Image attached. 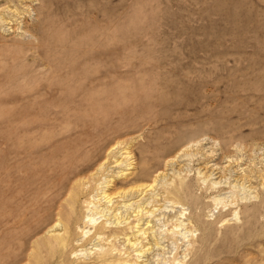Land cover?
<instances>
[{
    "label": "rangeland",
    "instance_id": "374dc122",
    "mask_svg": "<svg viewBox=\"0 0 264 264\" xmlns=\"http://www.w3.org/2000/svg\"><path fill=\"white\" fill-rule=\"evenodd\" d=\"M0 18V264L127 251L135 200L86 209L90 181L69 195L111 149V194L157 175L155 191L181 188L144 205L128 260L155 236L140 264H264V0H0ZM127 147L133 169H115ZM89 210L119 214L115 240L93 238ZM57 218L64 249L45 233Z\"/></svg>",
    "mask_w": 264,
    "mask_h": 264
},
{
    "label": "bare ground",
    "instance_id": "6f19581e",
    "mask_svg": "<svg viewBox=\"0 0 264 264\" xmlns=\"http://www.w3.org/2000/svg\"><path fill=\"white\" fill-rule=\"evenodd\" d=\"M115 145L117 147H119L121 145V143L117 142V143H115ZM115 145H114V147H115ZM186 147H188V146H186ZM185 149L188 150L187 148H185ZM113 150L114 149H111L108 152V155H110ZM186 150H185V152H186ZM119 152H122V153L120 154L118 159H120L121 156H124V158H122L121 161H118V159L113 161V164H115V169L117 167V169L119 170V169H121L120 167L123 164H125L126 168H128V169H126L127 171L132 170L133 169V167H131L132 166V161H131L132 157H131V152L128 151V147L124 148L123 150H120ZM177 154H180V151ZM108 155L106 156V159L104 161H102L98 165H96L97 166L96 169H94L93 173L88 177V179L84 178L83 180H76L75 183L72 185V187L69 188L70 189L69 195H71L70 196L71 197V202H72V199H73V201H74L73 203H76L74 199H76V197L81 195V194L83 195V191L85 189L87 190V188H88L87 187L89 185L88 181L95 182V184L93 185V189L96 188L95 191H97V194L95 196L93 194L92 197L87 198L83 202L86 209H88L90 206H92V208H93L95 206V204H94L95 202H96V204H99L100 201H102V200H104L108 204H110V203L112 204L113 203L112 200L115 199V198L121 199V200L124 201L125 198L129 197L131 201L135 200L133 202V204H134L133 205L134 206L133 207V212H134L133 222L134 221L135 222L132 223V221H131V223H130L128 221L126 223V226L128 227L127 231L128 232L130 231V234H132V235L129 236L130 234L126 233L124 235L122 234V236H123V238H125V240H124L125 244L124 245L127 247L126 250L129 251V252L130 251L137 252V247L139 246L140 243L137 240V236H135V235L133 236L134 232H132V231L134 229H137L135 233H142L143 235H145L148 232L149 228H146V229L140 228L141 217H142V215H153V212H154V210L153 211H150V210L145 211L146 208L144 207V205H149V202H147V201H149V199L156 198V197H160V199L163 198L164 200H166L169 197V195H172V196H175V197L179 198L180 197L179 195L181 194L180 193L181 188L174 187V188L169 189V188H167L168 185L166 183H161L162 189L161 188H159V189H161L162 191L161 192H157L159 189L155 191V189H157V183L159 182L157 180L160 177V175H157L152 180H150V183H145L146 180L139 181L140 178L139 179L136 178L135 182H132L130 185H128V187H129L128 189L122 190V191L119 190L118 192H115L114 194H111L109 192V189L112 187V184L114 183V181H112V180L115 177H112V179H111V177L108 174H105V171L107 169V167H106L107 161L106 160L108 159ZM183 156L187 157L188 154H185ZM189 157L190 156H188L187 158H189ZM123 161H125L127 163H124ZM172 161H174V160H172ZM167 163H169V162H167ZM89 166H90V164H89ZM91 166H92V164H91ZM88 169L89 168L84 169V171L88 170ZM84 171H82V172H84ZM114 174H121L119 176L117 175L116 176V178H117V177H124L125 175H129L130 173H125V172L123 173V171H119V173H114ZM180 176L181 175L179 173V175H177V178L180 177ZM71 179H73V178H71ZM136 180H138V182H136ZM147 181H149V180H147ZM214 185H218V183H212V187H211L212 189H213ZM158 187H159V185H158ZM215 188L216 187H214V189ZM93 189H92V191L89 189L90 192H93ZM85 195L86 194H84V196ZM161 195H163V196H161ZM87 196H88V194H87ZM79 197H81V196H79ZM168 203H171L172 204L171 207H172L174 205L175 206L176 205L179 206L180 202L168 201ZM114 212H115V210H114ZM97 215H99V218L95 219L94 217L97 216ZM181 215H183V213H180L178 216L177 215L172 216L174 218L172 220H174L175 223H178V224H175V229H178L179 227L183 226V224H184V223H182V221H180V219L182 218ZM103 217H104L105 221L102 224L101 228H95L94 234H93L94 235L93 238L97 237L101 241H107V242H108L109 239L110 240L111 239L115 240L116 238H112V236H105V234H104L105 232H103V230L105 231V230L109 229L110 226H113L114 227L113 229L119 228L120 227V223H121V217L119 216V214L112 215V218H114V221L109 222L111 220V218L107 219V217H105V211L99 210L98 214H96V213L92 212V210H89V212L86 213V215L84 216V220H86L85 222H86L87 225L89 224L90 226H93L95 224L96 220H98L100 218H103ZM66 220H67V218H66ZM148 223L149 222H147V224ZM60 226H61V228L63 227L62 223H61V218H59V219L57 218L55 220V222L52 224V226L51 227L49 226L50 228L45 233L48 235L47 239L49 240V242L52 245L56 246V248L58 247V248L64 249L68 245V243H70V238H69V236H68V234L66 233L65 230H64V232L62 234L60 233V231L63 230V228H62V230L59 229ZM66 230H68V229H66ZM86 233H89V232H85L84 233V230H83L84 236L86 235ZM150 233L153 234L152 231ZM113 240H111V241H113ZM152 244H153V246H156V247H158V245H159V243L157 242V239H156L155 236L151 240V243L148 242L145 245L141 246V250L135 255V258H134L133 261L128 260V258L130 257V253L127 254V251L122 253V252H120V250L110 248V249L104 251V253L102 254V257H101L103 259H101V261H99V263L102 264V263H105V262H109L111 264H140L139 260L141 258H143L145 256V254H147L152 249V247H151ZM116 250H117V253H115ZM113 253L118 255V257H115L113 255ZM120 256H122V257L125 256L126 259L122 260V259L119 258Z\"/></svg>",
    "mask_w": 264,
    "mask_h": 264
}]
</instances>
